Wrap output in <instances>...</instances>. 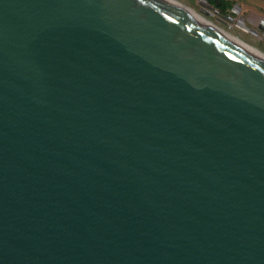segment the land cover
<instances>
[{
  "label": "water",
  "instance_id": "1",
  "mask_svg": "<svg viewBox=\"0 0 264 264\" xmlns=\"http://www.w3.org/2000/svg\"><path fill=\"white\" fill-rule=\"evenodd\" d=\"M0 264H264V56L170 0H0Z\"/></svg>",
  "mask_w": 264,
  "mask_h": 264
},
{
  "label": "rangeland",
  "instance_id": "2",
  "mask_svg": "<svg viewBox=\"0 0 264 264\" xmlns=\"http://www.w3.org/2000/svg\"><path fill=\"white\" fill-rule=\"evenodd\" d=\"M176 1L231 36L264 53V0H226L232 5L229 10L231 22L207 8L202 0ZM212 7L217 11L215 6Z\"/></svg>",
  "mask_w": 264,
  "mask_h": 264
},
{
  "label": "bare ground",
  "instance_id": "3",
  "mask_svg": "<svg viewBox=\"0 0 264 264\" xmlns=\"http://www.w3.org/2000/svg\"><path fill=\"white\" fill-rule=\"evenodd\" d=\"M170 1H172L177 7H179L181 10L187 12L188 14L203 19L204 21H206V22L209 24V26H210L213 30H215V31H217V32H219V33H221V34L227 36L230 40H232V41H233L234 43H236L238 46H241V47H243V48H245V49H247V50H249V51H252V52H254V53H256V54H259V55L264 56V53H263V52H261V51L255 49V48H253V47H251V46H249V45L243 43L241 40H239V39H237V38L231 36V35L228 34L227 32L223 31L222 29L218 28L217 26H215V25L212 24L211 22L207 21V20H206L205 18H203L200 14L194 12V11L191 10L190 8H187L186 6H184V5H182L181 3L177 2L176 0H170Z\"/></svg>",
  "mask_w": 264,
  "mask_h": 264
},
{
  "label": "trees",
  "instance_id": "4",
  "mask_svg": "<svg viewBox=\"0 0 264 264\" xmlns=\"http://www.w3.org/2000/svg\"><path fill=\"white\" fill-rule=\"evenodd\" d=\"M205 1H207L212 6H215V0H205ZM219 1L222 3V5L219 8H216L218 14L222 16L231 17L229 13V10L232 8L231 3L226 0H219Z\"/></svg>",
  "mask_w": 264,
  "mask_h": 264
},
{
  "label": "flooded vegetation",
  "instance_id": "5",
  "mask_svg": "<svg viewBox=\"0 0 264 264\" xmlns=\"http://www.w3.org/2000/svg\"><path fill=\"white\" fill-rule=\"evenodd\" d=\"M217 3H218V6H217ZM221 5H222V3L219 0H215V7L216 8H219ZM223 17H225V16H223ZM240 20H242V19H240Z\"/></svg>",
  "mask_w": 264,
  "mask_h": 264
}]
</instances>
